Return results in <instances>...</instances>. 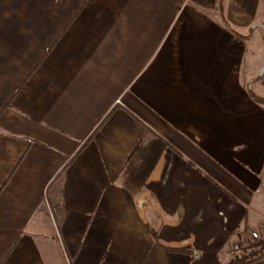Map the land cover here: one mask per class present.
Masks as SVG:
<instances>
[{"label":"crops","instance_id":"crops-1","mask_svg":"<svg viewBox=\"0 0 264 264\" xmlns=\"http://www.w3.org/2000/svg\"><path fill=\"white\" fill-rule=\"evenodd\" d=\"M253 37L264 0H0V264H228L264 209Z\"/></svg>","mask_w":264,"mask_h":264},{"label":"trees","instance_id":"trees-1","mask_svg":"<svg viewBox=\"0 0 264 264\" xmlns=\"http://www.w3.org/2000/svg\"><path fill=\"white\" fill-rule=\"evenodd\" d=\"M138 128L140 129L142 139L139 145L131 154L126 169L123 172V184L126 188L131 191H136L137 188L143 183L142 176L150 168H153L158 156L160 154V149L158 146V141L149 139L153 133L143 125L140 121H136ZM228 264H264L263 258H254L251 260H231Z\"/></svg>","mask_w":264,"mask_h":264},{"label":"built area","instance_id":"built-area-1","mask_svg":"<svg viewBox=\"0 0 264 264\" xmlns=\"http://www.w3.org/2000/svg\"><path fill=\"white\" fill-rule=\"evenodd\" d=\"M233 260H251L264 257V222L262 229L249 233L247 239L234 243L229 251Z\"/></svg>","mask_w":264,"mask_h":264},{"label":"rangeland","instance_id":"rangeland-1","mask_svg":"<svg viewBox=\"0 0 264 264\" xmlns=\"http://www.w3.org/2000/svg\"><path fill=\"white\" fill-rule=\"evenodd\" d=\"M263 39L261 40V39H259L257 37H255V38L253 37V39L251 41V44H249V45L258 48L257 50H259L260 47H262V49H264V44L262 43V42H264ZM260 71H258L257 74H259ZM255 85H258V87H260V89H261L260 91L262 92V90H263V94H264V75L261 78V80L259 82H257ZM250 217L253 218L254 222H252L249 225V228H253L254 226H256L254 228L255 230L262 229V226H263L262 222L264 221V209H261V208L260 209H253V211L250 213ZM257 224L260 225V226H258ZM251 231L252 230L249 229L247 233L249 234Z\"/></svg>","mask_w":264,"mask_h":264},{"label":"water","instance_id":"water-1","mask_svg":"<svg viewBox=\"0 0 264 264\" xmlns=\"http://www.w3.org/2000/svg\"><path fill=\"white\" fill-rule=\"evenodd\" d=\"M263 73H264V67H263V69L260 71L259 76H262Z\"/></svg>","mask_w":264,"mask_h":264}]
</instances>
